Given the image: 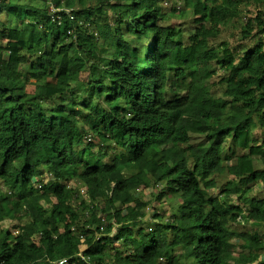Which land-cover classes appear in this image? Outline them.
Wrapping results in <instances>:
<instances>
[{"label": "trees", "instance_id": "1", "mask_svg": "<svg viewBox=\"0 0 264 264\" xmlns=\"http://www.w3.org/2000/svg\"><path fill=\"white\" fill-rule=\"evenodd\" d=\"M45 1L72 18L0 0V222L21 229H0V264H264V232L234 227L264 226V0ZM244 16L253 44L212 42ZM161 183L180 199L149 231Z\"/></svg>", "mask_w": 264, "mask_h": 264}, {"label": "rangeland", "instance_id": "2", "mask_svg": "<svg viewBox=\"0 0 264 264\" xmlns=\"http://www.w3.org/2000/svg\"><path fill=\"white\" fill-rule=\"evenodd\" d=\"M14 1H17V3H23V4H33L34 6H36L37 8H40V9H45L47 8L48 6L50 7L51 9V6L45 1V0H35V1H29V0H14ZM172 2H174V0H171ZM165 7L168 6V4L164 5ZM259 5H255L253 4L252 7H249L252 9V12L254 11V9H256ZM6 12V11H4ZM246 14H249V15H253V14H250L249 12H247ZM183 20L185 21V18H181V17H178V18H175L174 20H171L172 22H176V23H180V22H183ZM243 20H244V17H243ZM241 19L237 20L236 22L233 21V22H230V23H227L225 25H220V28H221V31L219 30V35L216 37V38H213L212 42L213 43H216V45H218V47L220 46L221 42L227 40L229 41L230 45L235 48V47H238L240 45H248L250 46L251 44H253V41L251 39H246V38H243L242 36V25L244 24V22H246L245 20L243 21ZM243 22V23H242ZM151 40L149 41V44H151ZM148 44V42H145ZM24 78V76H23ZM215 78L213 79V82H215ZM188 88V86H187ZM187 88H186V91H187ZM27 90L30 91V92H36L37 88L35 87L34 84H27ZM65 101L63 100V97L62 96H57V98L55 100H53L52 102H47L45 101L44 103L48 104L49 106H55L56 104H59V103H64ZM101 104H102V101H101ZM257 135L258 136H261L262 137V130H257ZM201 137H195V141L194 142H201ZM94 150L96 152H100L102 149L100 146H96L94 148ZM124 150L122 149H117L114 151V149H111V147H109L108 149H106L105 147L103 148V150L100 152L101 155L104 156L105 160L106 161H112L113 158L115 156H117V158H120V159H125L127 158V155L124 154ZM128 173V172H127ZM159 192L163 191V190H166L167 186L163 183L159 184ZM155 189V188H153ZM260 189L258 188L256 190V194L258 197H263L264 196V193H262L261 191H259ZM156 191L154 190H147L144 194L148 197L149 200L152 199V204L149 205L152 207L153 210H150L148 211L149 214H148V217H146V220L147 221V229L149 231H153L154 230V227L157 223H159V219L160 217H162L163 219H168L170 217H172L173 214H175L176 212V206H177V202L179 201V197L177 195H175V193H170L169 189L167 191V194L164 195V198H162L161 200L160 199H157V195L155 194H152ZM157 212H159V214H157ZM158 215V216H157ZM160 216V217H159ZM17 223V222H16ZM142 225L139 224L138 227L135 228V230H138L139 227H141ZM6 227H7V223H6ZM235 228H237V230L239 231H247V230H254V229H257L258 231L260 232H264V226L261 225L260 228H258V226L256 227L252 221L250 222H238L234 225ZM241 244V243H239Z\"/></svg>", "mask_w": 264, "mask_h": 264}, {"label": "clouds", "instance_id": "3", "mask_svg": "<svg viewBox=\"0 0 264 264\" xmlns=\"http://www.w3.org/2000/svg\"><path fill=\"white\" fill-rule=\"evenodd\" d=\"M169 1H170V0H167L166 2H164V5L168 4V7H170V6H171V3H170ZM46 2L51 6V9H50L49 6H48V8H49V10L51 11V13L54 14V15H53L54 20L58 21L59 24L61 23V20H62L61 15H60V12H65V13H67V14L69 15L70 18H72V10H73V8H69V7H66V6H57V5H55L53 2H50V1H46ZM251 10H252V9H251ZM263 11H264V8H263ZM57 12H58L59 14L55 15V13H57ZM253 12H256V13H258V14H260V15L262 14V16H263L262 19L264 20V12H262V8H261V7H257L256 9H254ZM246 13H247V11L245 10V13H244V14H246ZM246 19H247V17L244 16V20H245V21H246ZM88 141H89V139H88V140L86 139V142H88ZM101 151H102V150H101ZM101 151H100V152H101ZM44 170H45L44 173H43L42 175L36 177V178L34 179V182H33L35 188L38 189L40 192H41V190H43V187L45 186V184H47L48 182H50L51 180L54 179L52 173H51L50 171H48L47 168H44ZM75 181H76V183H77V182L82 183V185L88 189L89 193L91 194V196H90V200H87V199L81 194L79 187L70 186V182H75ZM65 183H66V185H67L68 188L73 189V190L78 194V196L80 197V199H82V200L85 202V205L87 206V208H89V209H93V208H96V207H97V208H100V207H103V206L105 205V200H102V199L100 200V199H98V198L94 199L91 190H90V189L88 188V186H86V185L84 184V182H82L81 180L71 179V180H67V181H65ZM157 187L159 188L160 186L158 185ZM157 187H154L155 189H153V188L145 189L144 191H141L143 188H138V192L141 191L142 193H145L147 190H154V191H156V192H159L160 190H159ZM156 192H154V194H155ZM2 194L13 195V191H12L11 189L7 188V187L3 184V182L0 180V198H1ZM145 196H146V195H145ZM146 197H147V196H146ZM147 198H148V197H147ZM0 201H1V199H0ZM153 209H154V208H153ZM153 209H152L151 206H147V208H146V210H145V211H146V217H148V214H149L148 211L153 210ZM104 217H105V216H103V218H102V224H103V225H106L105 220H103ZM146 217H145V220H146ZM6 223H7V227H6ZM15 223H16V221H12V220H4V221H1V222H0V229H1V228H3V229H6V228H12V226H13ZM20 230H21L20 228H16V229H15V228H12V232H13L14 235H16L17 233H19Z\"/></svg>", "mask_w": 264, "mask_h": 264}, {"label": "built area", "instance_id": "4", "mask_svg": "<svg viewBox=\"0 0 264 264\" xmlns=\"http://www.w3.org/2000/svg\"><path fill=\"white\" fill-rule=\"evenodd\" d=\"M261 37L264 39V31L261 33ZM70 186L79 187L81 194L87 200H90L91 194L89 193L88 189L82 185V183H80V182L76 183V181L75 182H70ZM103 220H105V217H104ZM102 228H104V227H102ZM79 255L81 256L82 259H85V256H84V254L82 252H80ZM67 262H68L67 258H62V259L58 260L57 263L58 264H67Z\"/></svg>", "mask_w": 264, "mask_h": 264}]
</instances>
